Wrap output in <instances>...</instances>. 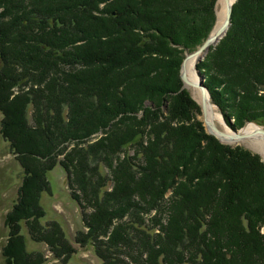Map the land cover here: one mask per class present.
I'll return each instance as SVG.
<instances>
[{"label": "trees", "instance_id": "1", "mask_svg": "<svg viewBox=\"0 0 264 264\" xmlns=\"http://www.w3.org/2000/svg\"><path fill=\"white\" fill-rule=\"evenodd\" d=\"M216 2L0 0V133L23 170L4 264L47 262L24 228L55 259L77 252L59 223L41 224L58 165L82 211L75 243L102 264H264L263 164L207 135L182 90ZM210 51L198 68L226 123L264 127V0H238Z\"/></svg>", "mask_w": 264, "mask_h": 264}, {"label": "rangeland", "instance_id": "2", "mask_svg": "<svg viewBox=\"0 0 264 264\" xmlns=\"http://www.w3.org/2000/svg\"><path fill=\"white\" fill-rule=\"evenodd\" d=\"M221 10H222V6L220 5L219 0H217L216 10H215L216 11L215 12L216 13V23H215L213 30L218 26V23H219L218 14ZM226 35L222 39H224ZM219 43L220 42L211 46L210 50L212 48L214 50V48ZM210 50L206 54H204L202 58V62L206 60V57L211 52ZM67 69L71 70L70 72H74V71H77L78 69H82V65L66 66V70ZM180 78H181V67H180ZM182 90L188 91L191 98L198 104V106L200 107V113L198 114L197 120L201 123L204 129V132L207 135L213 136L212 134L209 133L206 127V124L204 122L202 107L199 103L200 101H198L194 97L192 90L184 86V84L182 85ZM20 92L18 93L16 92V95L19 94ZM170 102L171 101H167L165 107L161 106L160 108L162 114L164 115L163 118L162 117L160 118L162 122H166V120L169 117L170 118L172 117L171 113L169 112ZM214 107L217 109V111L221 114L223 118L224 115L220 111L219 107L216 105ZM2 119H3V115L0 113V130H1ZM224 119L225 117L223 118V122H224ZM232 121L235 122L234 119ZM247 123L248 122H246L239 129H243L244 127H246ZM171 124L173 126H177V125L183 124V121L172 120ZM225 125L229 129H232L227 123ZM217 126L218 128L221 129V131L223 130L222 125H217ZM102 136H103V133L100 132L98 134H95L94 138H100ZM215 138L222 145L230 146L232 148L243 147L244 149H247L253 154L258 155V157L260 158V162L263 164V168H264V156L261 153L256 152L254 149L250 148V146L245 144V142L244 143L238 142L235 144L226 143L224 141H221L217 137ZM22 177H23V170L21 166L19 165V163L15 160L14 156L11 154L9 143L4 140V138L2 137L0 133V264H4V260L2 257V248L8 236V229L4 224L5 216L10 211V209L13 207V205L17 202L18 190L21 185ZM48 181L50 184V192H44L41 197V206L45 210V213H46L45 217L41 220V224L45 226L50 222L59 223L67 239L73 244L77 252L73 254L71 259L67 263H64L61 260L55 259L52 253L49 251L48 246L42 243L34 242L30 238V235L27 232V230L24 228L22 231V234L25 236V239H26L27 250L29 252H38V251L43 252L46 255V258H48L45 264H102L100 259L96 256L94 247L92 245H88L86 247H80L78 244L75 243V236L77 234V231L83 229L82 211H81V208L76 203V201H74L71 197L70 189L67 183L68 180H67L64 169L60 165L56 166L54 170L48 173ZM172 194H173L172 189L168 190L166 194V198H169ZM154 214H155V211H153L152 214H150L151 215L150 217H153ZM260 233L264 235V224L260 228Z\"/></svg>", "mask_w": 264, "mask_h": 264}, {"label": "water", "instance_id": "3", "mask_svg": "<svg viewBox=\"0 0 264 264\" xmlns=\"http://www.w3.org/2000/svg\"><path fill=\"white\" fill-rule=\"evenodd\" d=\"M226 1V11H225V19L223 24L219 27V28H215L213 30V32L211 33V35L205 40V42L195 51L192 53H188L186 54L182 66H181V80L184 84V86H187V84H190L186 72H185V65H186V61L194 56H199L202 53L206 54L211 46L217 44L218 42H220V40L227 34V31L231 25V19H232V13H233V6L234 4H229V0H225ZM202 62V58L200 59L199 63ZM197 71H198V75L200 78L199 83L197 84V87L201 90L202 95H203V99L202 102L200 103L201 107H202V112H203V118H204V122L206 124V127L209 131L210 134H212L213 136L217 137L218 139H220L221 141H223V138H229V142L231 143H235V141H242L246 135H244L242 133L243 129H239V130H233L232 134H227L224 131H221L218 127H216L212 122L209 121L208 119V110H207V100H206V96H210V92L209 89L207 88L206 84H205V75L202 74V72L199 70L198 66H197ZM211 97V96H210ZM224 118V117H223ZM224 122L226 124V120L224 119ZM254 122H248V124H251ZM258 126V129L256 130L257 134L263 135L264 136V127L254 123ZM238 143V142H236Z\"/></svg>", "mask_w": 264, "mask_h": 264}, {"label": "bare ground", "instance_id": "4", "mask_svg": "<svg viewBox=\"0 0 264 264\" xmlns=\"http://www.w3.org/2000/svg\"><path fill=\"white\" fill-rule=\"evenodd\" d=\"M237 1L238 0H229V4H234ZM219 2H220V5L222 6V10L218 14L219 23H218V26L216 27V29L219 28L223 24L224 19H225V11H226V1L225 0H219ZM203 56H204V53H202L199 56L191 57L186 61V65H185V72H186L187 78L190 82V84H187L186 87H188L190 90H192L194 97L198 101H200L199 103L202 102L203 95H202L201 90L197 87V84L200 81L198 71H197V66H198L200 59L203 58ZM210 96H208V95L206 96L209 121L212 122L216 127H218L217 125H222L223 126L222 131L226 132L227 134H232L233 130L229 129L225 125V123L223 122V118H222L221 114L214 107L215 105L212 103ZM257 129H258V126L254 123L246 125V127H244L242 130V133L244 135H246V137L242 141H240V143L245 142V144L250 146V148L254 149L256 152H259L264 156V136L257 134L256 133ZM223 141L226 143H231V142H229L230 141L229 138H223ZM236 142H239V141H235V143Z\"/></svg>", "mask_w": 264, "mask_h": 264}]
</instances>
